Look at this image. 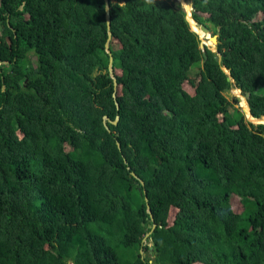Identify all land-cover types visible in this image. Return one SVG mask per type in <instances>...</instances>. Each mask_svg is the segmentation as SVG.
Returning a JSON list of instances; mask_svg holds the SVG:
<instances>
[{
  "label": "trees",
  "instance_id": "trees-1",
  "mask_svg": "<svg viewBox=\"0 0 264 264\" xmlns=\"http://www.w3.org/2000/svg\"><path fill=\"white\" fill-rule=\"evenodd\" d=\"M192 2L216 52L110 0L114 90L104 0H0V264H264V123L222 69L264 117V0Z\"/></svg>",
  "mask_w": 264,
  "mask_h": 264
},
{
  "label": "water",
  "instance_id": "water-1",
  "mask_svg": "<svg viewBox=\"0 0 264 264\" xmlns=\"http://www.w3.org/2000/svg\"><path fill=\"white\" fill-rule=\"evenodd\" d=\"M173 1V5L175 8H182V10L184 11L185 13V18L186 20L188 21L189 23V26H190V29L193 30L194 32H196L200 39H201V45L200 47H203V45H206L209 47V45L207 43H204L200 34H199V31H198V28L200 30V32H203V33H207L209 35V39L212 41V43L214 44V47H209L210 50L216 52V47H215V44H216V41H217V35L214 34V35H211V32L209 30L208 27H206L204 24L200 23V22H197L194 20V18L192 17V12L194 10V3L191 2L190 4L186 3L184 0H172ZM23 4L24 2L19 6V9H22L23 8ZM104 4H105V21H106V28H107V40L105 42V50L108 54V65H107V69H108V73H109V76L112 78V81H113V86H114V90H116V86H117V80H116V77L114 75V70H113V67H112V60H113V57H112V54H111V51L109 49V41H110V37H111V31H110V0H104ZM191 20L194 22V27L192 26V23H191ZM217 30H219L217 28ZM217 60L220 61V54L218 53L217 56H216ZM5 63L7 61H4ZM223 71L226 73L227 75V79L233 84V86L231 87V89H238V92H239V95L238 94H234L235 95V98L240 101V98L241 96L245 99L246 101V104H247V113L243 110L242 106L240 105V108L242 109L243 112H245V116H246V119L252 123H254L253 121H256L257 123H264V117H259V118H256V117H253L252 114L250 113V108H249V104L247 102V99L246 97L242 94L241 90L239 88H237L236 86H234V80L229 72V70H227V68L225 67H222ZM113 96L115 97V95L113 94ZM115 104H116V107L118 108V103L115 101ZM119 119V116L116 115L115 119L114 120H110L108 118V116L106 115H103V124L105 126V128L107 130H109L108 126H107V123L106 121H109L113 124H116L117 120ZM117 146L118 148H120V144L119 142H117ZM131 174L140 182L141 185L144 184V181L138 177L134 172H131ZM143 193H144V200L146 202V211L147 213L149 214L150 216V219L152 221V223L149 225L150 226V231L147 232L145 234V237L142 239V241L146 240V238L149 236L150 232L156 227V224L154 223L153 221V217H152V213H151V209L149 207V204H148V200H147V197L145 195V190L143 189ZM150 250H151V247H150Z\"/></svg>",
  "mask_w": 264,
  "mask_h": 264
},
{
  "label": "rangeland",
  "instance_id": "rangeland-1",
  "mask_svg": "<svg viewBox=\"0 0 264 264\" xmlns=\"http://www.w3.org/2000/svg\"><path fill=\"white\" fill-rule=\"evenodd\" d=\"M186 3H188V4H190L191 2H192V0H184ZM201 38H202V40H203V42L204 43H207L208 45H209V47L211 48V47H214L213 45V43H212V41L209 39V35L207 34V33H201ZM32 60H34V58L32 57ZM201 64L199 63V64H197V65H194V67H192V71H196V69H197V66H200ZM235 90V89H234ZM234 90L233 89H229V90H227V91H224V95L226 96V98H227V100H229L232 104H233V106H239V108H240V105H242L241 104V102L240 101H238V104H235V102L233 101V98L235 97V95L234 94H238L239 95V92H237V93H234ZM242 97V96H241ZM240 100H241V98H240ZM246 107V106H245ZM240 110H242L241 108H240ZM244 114H245V112H244ZM255 124L257 123L256 121H253ZM232 202H233V206H235V208H237V207H239L238 206V201H237V199L236 198H233V200H232ZM142 244L143 245H146V244H150L149 243V241L146 239V240H144L143 242H142ZM115 247H117V245L115 244L114 245ZM121 250V252H122V254H126L127 253V250L126 249H124V248H121L120 249ZM140 252H141V254H142V256L144 257L145 255H146V252H145V250H143V249H140Z\"/></svg>",
  "mask_w": 264,
  "mask_h": 264
},
{
  "label": "bare ground",
  "instance_id": "bare-ground-1",
  "mask_svg": "<svg viewBox=\"0 0 264 264\" xmlns=\"http://www.w3.org/2000/svg\"><path fill=\"white\" fill-rule=\"evenodd\" d=\"M191 23H192V26L194 27L195 25H194V22L192 20H191ZM198 31H199V34L201 35L202 32H200L199 28H198ZM240 102L242 104L241 106H242L243 110L247 113V104H246V101L243 97H241Z\"/></svg>",
  "mask_w": 264,
  "mask_h": 264
},
{
  "label": "clouds",
  "instance_id": "clouds-1",
  "mask_svg": "<svg viewBox=\"0 0 264 264\" xmlns=\"http://www.w3.org/2000/svg\"><path fill=\"white\" fill-rule=\"evenodd\" d=\"M148 3H151V0H147Z\"/></svg>",
  "mask_w": 264,
  "mask_h": 264
},
{
  "label": "crops",
  "instance_id": "crops-1",
  "mask_svg": "<svg viewBox=\"0 0 264 264\" xmlns=\"http://www.w3.org/2000/svg\"><path fill=\"white\" fill-rule=\"evenodd\" d=\"M112 2H115V1H117V0H111ZM122 3V2H121Z\"/></svg>",
  "mask_w": 264,
  "mask_h": 264
}]
</instances>
